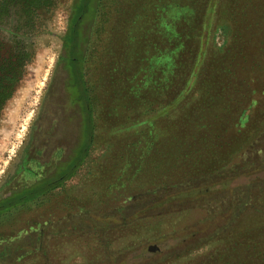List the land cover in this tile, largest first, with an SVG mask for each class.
Returning <instances> with one entry per match:
<instances>
[{"label":"rangeland","instance_id":"obj_1","mask_svg":"<svg viewBox=\"0 0 264 264\" xmlns=\"http://www.w3.org/2000/svg\"><path fill=\"white\" fill-rule=\"evenodd\" d=\"M232 1H92L79 54L91 102V147L76 173L46 197L42 209L48 211L36 206L23 224L0 232V264L228 262L231 209L243 205L242 188L264 178V127L257 124L264 100L242 125L254 131L250 145L225 168L220 158L230 151L201 157L195 150L208 126L220 127L215 117L190 112L206 87L220 93L245 87L243 69L263 58L257 49H250V60L237 51L245 43L234 39L233 22L241 26V12ZM46 2L16 0L0 19V39L35 50L0 117V199L52 167L18 160L42 102L49 104L48 85L79 5ZM231 10L237 15L230 16ZM245 12L252 22L254 8ZM196 119L201 123L194 130Z\"/></svg>","mask_w":264,"mask_h":264},{"label":"trees","instance_id":"obj_2","mask_svg":"<svg viewBox=\"0 0 264 264\" xmlns=\"http://www.w3.org/2000/svg\"><path fill=\"white\" fill-rule=\"evenodd\" d=\"M15 1L0 0V19L8 13L9 7ZM34 1L42 6L47 4L46 0H31V3ZM92 1L77 0L79 5L75 7L76 11L69 24V31L64 36L65 47L68 50L70 48L71 61L74 62L73 64L76 67H78L76 53L81 52L79 47L80 42L78 41L81 34L80 29L84 16L92 7ZM230 6H232L233 10L241 12V21H239L241 26H238V21L233 22V35L235 42H238L240 39V41H244L245 47H239L237 51L243 54L245 59L250 60V49H257L262 53L263 58L259 61L257 57L254 58L249 64L250 69H243V71L246 70L248 75L247 79H245L247 81L245 87H241L242 84H240V88H236L234 85L227 92L222 90L223 93L217 90L214 91L211 87H206V91H203L197 97L196 103L199 104L198 108L195 107L194 111L190 112V114L195 115V117L198 116L201 119L204 114L208 113L213 114L215 117V122L220 127L215 128L213 126L211 129L208 126L209 128L206 129V133L198 137L196 136L199 144L195 150L200 153L201 157L215 149L230 151L231 153H227L226 157H219L225 164L223 168L230 164V158L233 157V154L240 153V151L250 145V137L254 135V131L253 129L248 130L250 127L243 129L242 125H245L243 123L250 120L252 116L251 110H254L257 104L262 102L260 99L264 100V0H234ZM249 7L254 8L256 12V17L250 23L246 18V12L245 14L243 13L244 9L246 10ZM233 10H231L232 14L230 15L232 17L237 15L236 11ZM191 12L193 14V9L188 13L189 16ZM259 13L261 17H259ZM72 34L73 36H71ZM32 47L27 45H12L0 39V117L8 103L15 97L27 74L28 66L34 60L35 50ZM257 71L260 72V77H256L258 75ZM82 85L84 89L83 93H85L83 81ZM168 88H175V85H170ZM86 92L85 145L75 151L70 162L65 167H62L58 173L55 172L54 175L42 178L32 186L16 189L0 199V232L5 227H15L16 225L23 224L26 220V215L32 213L30 210L35 209L36 211V206L41 208L39 212L48 211L50 208H47L48 210L42 209L43 204L47 202H45L46 197L51 191L62 186L65 183L64 181L71 178L79 166L82 165L93 139L91 102L88 90ZM173 102L175 101L168 103L169 108H172ZM203 103L207 107H201ZM180 105L183 106V104ZM214 105L220 106L214 110ZM196 108L199 115L195 114ZM262 118L257 123L261 124L260 130L264 127V117ZM201 119L194 121L193 124L196 126L194 130L200 125ZM253 123L251 125L255 126V122ZM168 142L170 143L171 140H168ZM234 147L238 148V150H235ZM188 150L190 151V149ZM249 150L251 152L252 148L247 149L248 152ZM176 151L178 157L179 150L176 149ZM176 162H180L179 158ZM261 179L249 183L242 188L241 190L246 198L243 205H237L231 209V213L235 215L230 219L227 228L228 238L225 246L230 255L226 264H264V178ZM3 239L5 238L1 234L0 241Z\"/></svg>","mask_w":264,"mask_h":264},{"label":"flooded vegetation","instance_id":"obj_3","mask_svg":"<svg viewBox=\"0 0 264 264\" xmlns=\"http://www.w3.org/2000/svg\"><path fill=\"white\" fill-rule=\"evenodd\" d=\"M78 41L81 49V34ZM69 50L65 47L61 52L48 85L49 104L46 106L44 101L42 102L31 126L30 143L18 157L19 161L22 160L26 164L33 162L40 168L52 164V167L49 174L40 177L32 175L22 188L32 186L42 178L54 175L55 172L58 173L70 162L75 151L85 145L87 87L84 62L79 55L81 52L76 53L78 57L76 67L71 61Z\"/></svg>","mask_w":264,"mask_h":264}]
</instances>
